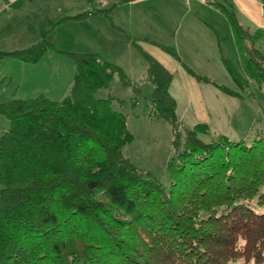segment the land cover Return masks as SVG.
Instances as JSON below:
<instances>
[{
    "label": "trees",
    "instance_id": "1",
    "mask_svg": "<svg viewBox=\"0 0 264 264\" xmlns=\"http://www.w3.org/2000/svg\"><path fill=\"white\" fill-rule=\"evenodd\" d=\"M213 4L229 22L245 76L224 61L228 71L239 84L264 82V51L253 47L246 57L251 33L231 3ZM50 32L0 50V59L38 61L53 47ZM139 52L140 80L96 52H65L74 74L63 99L0 102L9 122L0 132V264H264V135L250 144L226 135L205 141L210 128L199 122L183 127L180 150L172 73ZM115 77L132 88L130 98L97 97ZM142 81L152 91L140 115L173 128L169 188L122 153L133 140L123 107L138 104Z\"/></svg>",
    "mask_w": 264,
    "mask_h": 264
},
{
    "label": "rangeland",
    "instance_id": "2",
    "mask_svg": "<svg viewBox=\"0 0 264 264\" xmlns=\"http://www.w3.org/2000/svg\"><path fill=\"white\" fill-rule=\"evenodd\" d=\"M171 2L172 0H148L149 34L146 37L128 41L119 33L112 35L99 33L88 36L87 44L93 43L101 58L121 66L131 81L142 79L146 70V63L139 48L149 54H151L149 51L153 50L170 58L173 64L170 62L168 67H173V70L174 64L179 62L178 71L174 70L169 89L177 100L180 150L185 141L183 127H192L199 122L208 124L210 128V133L202 136L205 141L215 139L218 135H226L231 140H244L246 144H250L254 138L264 135V82L252 81L245 83L246 85L239 84L228 71L226 64L232 67L241 78L245 76L237 46L234 45V41L232 42L233 34L229 22L219 9L218 18L211 19L208 22L210 26H206L210 31L211 28H215L219 33L218 38L213 33L217 42L216 62L210 61L209 65L200 66L197 67L198 70H194L188 62L182 60L176 52L177 44L181 46V49L183 48V53L188 57L194 55V47L202 48V46L196 44L200 41L198 34L191 35L192 41L189 43L181 36L182 31L178 33L177 26L181 23V20L179 22L180 13L172 7ZM213 6L216 7L214 4ZM19 15L12 18L0 16V50L23 49L32 45L40 37L39 33L42 29L39 28L40 25L44 23L47 25L52 21L47 14ZM58 23L59 19L51 25V32L50 29L47 30V33L50 32L52 35L53 47L48 49L45 56L43 55L38 61L29 63L14 57L0 59V102L10 99H28L40 94L52 100H61L69 93L64 94L61 88H66L70 84L74 65L65 52L86 51H81L82 48L78 46L76 38L80 36L77 30L72 29L66 32L64 28L54 29ZM54 37L57 38L56 41ZM252 37L251 35L249 40L242 43L246 57H251L253 47H258L252 43V39L258 40L260 37L258 35ZM57 44L64 49H57ZM82 45L87 49L90 48L85 44ZM257 49L264 51V48ZM209 74L211 76H208ZM196 75L223 85L238 95H229L212 82L199 79ZM182 87L188 94L182 93ZM140 89L138 104L133 107L129 105L123 107V111L128 113L127 128L132 133L133 140L123 146L122 153L138 167L150 171L169 188L171 182L167 166L177 156L173 147V128L163 119L150 120L140 115L152 91V85L142 81ZM131 95L132 88L123 86L117 77L108 88L96 92L97 97L111 96L124 100H128ZM8 126V119L0 115V132Z\"/></svg>",
    "mask_w": 264,
    "mask_h": 264
},
{
    "label": "crops",
    "instance_id": "3",
    "mask_svg": "<svg viewBox=\"0 0 264 264\" xmlns=\"http://www.w3.org/2000/svg\"><path fill=\"white\" fill-rule=\"evenodd\" d=\"M218 1H226L232 4L239 23L244 28H247L253 37L257 35L260 37L258 40L252 39V43L260 49L264 48V0H172V7H175L176 11L180 13L179 22L181 20V23L177 26L178 33L182 31L181 36L189 43L192 41L191 35L196 33L199 35L198 40L201 41L196 44L202 46V48L194 47V55H190L189 57L183 53V48L181 49L179 44L176 46V52L179 54L180 58L188 62L194 70H198L197 67L209 65L210 63L208 62L210 61L216 62L217 42L215 41V35L218 38L219 33L215 28H211L210 31L206 26H210L208 22L211 21V19L218 18L217 15H219V10L213 6V3ZM147 3L148 0H0V16L4 15L12 18L18 14H47L52 21L47 25L45 23L40 25L39 28L42 29L39 36L42 37V35L47 33V30L51 29V25L55 24L58 19L60 20L61 18L74 16L86 11L91 12L81 19H67L59 22L55 25L54 29L64 28L66 32L76 29L80 36L76 38L78 46L82 48L80 50L99 54V51L93 43L90 45L87 44L86 38L88 36L99 33H108L109 35L119 33L124 35L128 41H131L133 39L140 40L149 34L148 12L150 10H148ZM211 13L215 14L210 16L209 14ZM208 18H210V20ZM184 24L185 26H183ZM36 30L40 29L36 28ZM213 33H215V35ZM40 37L33 43L39 40ZM54 38V41H56L57 38ZM233 41L234 38L232 35V42ZM220 42H222V40ZM82 44L90 48L87 49ZM56 46L59 50L64 49L59 44ZM149 52L151 55L153 54L152 56L163 64L174 77V70H176V72L178 71L177 65L179 62L177 61L178 63L174 64L175 69L173 70V67H168L169 64L172 63L170 58L153 50ZM58 56L62 57L60 54H58ZM112 61L118 62L116 60ZM179 73L182 75L181 71H179ZM208 76L211 75L209 74ZM71 84L72 80L66 88H61L64 94L69 92ZM169 91L172 95L174 94L171 89H169ZM182 93L188 94L187 90L185 92L183 87Z\"/></svg>",
    "mask_w": 264,
    "mask_h": 264
},
{
    "label": "built area",
    "instance_id": "4",
    "mask_svg": "<svg viewBox=\"0 0 264 264\" xmlns=\"http://www.w3.org/2000/svg\"><path fill=\"white\" fill-rule=\"evenodd\" d=\"M206 1V0H205Z\"/></svg>",
    "mask_w": 264,
    "mask_h": 264
}]
</instances>
